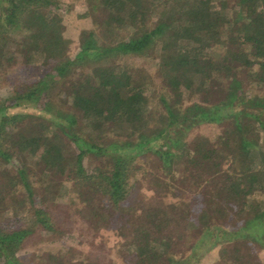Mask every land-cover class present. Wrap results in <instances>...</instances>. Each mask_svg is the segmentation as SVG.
I'll return each mask as SVG.
<instances>
[{"label": "trees", "instance_id": "1", "mask_svg": "<svg viewBox=\"0 0 264 264\" xmlns=\"http://www.w3.org/2000/svg\"><path fill=\"white\" fill-rule=\"evenodd\" d=\"M89 6L95 28L81 34L79 51L70 57L71 42L53 9L56 0H0V68L15 61V45L26 66L40 58L49 68L44 78L15 91L0 105V176L9 181L5 188L22 190L17 203L31 204L35 226L61 236V225L30 182L28 155L42 174L64 175L73 183L69 189L58 186V197L79 195L83 186L104 200L112 209L106 216L109 224L132 198L140 161L152 159L170 170V176L174 166L175 171L180 166L185 174L158 183L166 191L160 193L168 199L186 197L177 181L183 188L190 181L187 190L196 193L190 202L168 211L150 207L139 212L131 207L125 212L134 215L132 221L148 237L162 230L157 224L162 215L180 212L186 222L187 216L195 215L197 223L191 218L181 239L198 237L180 261L166 255L170 243L161 253L156 238L136 242V264H198L214 248L221 255L218 264H260L264 137L259 132L264 136V94L244 93L241 72L264 87V0H93ZM127 58L159 59L162 79L171 90L159 99L162 114H156L143 80L131 66L120 63ZM214 89L226 96L215 103H190ZM57 91L61 105L53 101ZM46 103L59 108L49 119L7 112L23 104L36 108ZM229 121L236 134H220L215 143L192 135L196 128L221 127ZM87 157L105 162L106 168L99 165L94 173L88 172ZM15 159L19 167L11 173L5 166ZM88 210L95 215L97 208ZM214 218L227 219L230 227L213 223ZM33 233L0 225V264H27L19 252Z\"/></svg>", "mask_w": 264, "mask_h": 264}, {"label": "rangeland", "instance_id": "2", "mask_svg": "<svg viewBox=\"0 0 264 264\" xmlns=\"http://www.w3.org/2000/svg\"><path fill=\"white\" fill-rule=\"evenodd\" d=\"M56 1L57 8H53L54 13L60 16L63 21L64 37L71 42L68 54L70 57H74L79 51L81 34L95 28L93 19L89 15V1L93 0ZM19 51L20 47L13 46L11 54L15 61L4 62V67L0 68V105L3 101L12 97L15 91L44 78L47 72H49V68L42 66L43 60L40 58L37 59L38 62L35 65L26 66L24 55L22 53L17 54ZM158 61V58H127V60H122L120 63L131 66L133 73L140 80H143V83H145V94L151 98L155 112L159 115L164 111V107L159 99L168 95L171 90L168 86L166 87L162 79ZM83 72L88 73V70L77 71L76 73ZM241 76V79L244 81V93L249 96L264 94V87L262 85L250 82L245 72H241ZM58 94H60V91L55 93L53 101L55 104L61 105L62 101ZM225 96V91L214 89L210 95L203 96L201 100L199 98L193 99L190 103L196 101L215 103ZM68 103H71L70 99ZM55 104L46 103L36 108L34 105L23 104L21 107L8 109L7 112L9 116L30 114L49 119L50 114H55L56 111L59 112V108ZM63 107L65 106H61V109ZM63 110L67 111L66 108ZM10 132L11 130L9 131V136L13 135ZM223 133L232 136L236 134L232 121L225 123L221 127L206 125L192 131L193 136H206L214 143L219 141V136ZM259 134L261 139H263V134L261 132ZM28 156V164L31 169V175H29L30 182L33 183L38 198L44 200L45 205L49 207L52 215H54L61 225L62 235L50 234L42 228L35 226L31 204L29 202L23 204L17 203L24 196L22 190L10 191L6 189L5 186L8 185L9 181L6 180L8 183H5L2 176H0V225L5 226L7 229L21 227L31 232L34 231L33 235L19 252V255L23 257V260L27 264H64L65 261L73 264H136L135 243L151 242L155 238L159 240L157 244H160L159 250L161 253L167 251V243L171 244L172 249L166 255L171 253L176 261L184 260L189 255L190 250L188 248L198 236L193 237L192 235L189 241L186 237L181 239V236L183 234L186 236V233H188L187 226L191 218H194L193 222L197 223L195 222V215L187 216L189 219L187 222L185 218L182 219L180 212L174 213V215H162L158 218L157 222L159 226H162V230L154 231L153 235L148 237L144 235L145 231H142L141 226L136 225V221H132L134 215L132 213L126 215L127 212H125L126 210L129 211L131 207L139 209V212H148L150 207H160L168 211L171 207L182 206L190 202L194 194H196L187 190L188 187H191L190 181L184 183V188L177 181L179 187L186 191V197H180L181 194H179L177 198L168 199L160 193L166 192L165 190L163 191L164 187L159 185L160 182L169 181L172 176L181 179V176L185 174V168H180L179 166L175 171L176 166H174L172 169L174 173L170 176L168 174L170 170L158 167L157 164L151 161L152 159L148 158L149 160L140 161L137 172L138 177L134 181L135 187L132 198L129 200V204L124 205L121 213H115L111 217L112 222L109 224L108 217L106 216H110L109 214L112 213V209L104 200L100 201L96 194L88 191L83 186L80 188L85 191L79 193V195L71 194L66 197H58V193L62 192V189L58 186L63 185L69 189L73 187V183L64 175L53 173L50 175L42 174V171H39V168L33 163L35 158L30 155ZM99 165L103 169L106 168L105 162H99L92 157H87L85 160L86 170L90 173H94L95 168ZM18 167L19 162L15 159L12 163L5 166V169L11 173H15L14 170L18 169ZM3 173L0 169V174ZM2 185H4L3 189ZM2 201L4 202L2 203ZM93 208H97V211L92 213L95 215H91L88 212V209ZM196 215L200 216L199 211ZM211 221L213 223L219 222V225L225 224L228 228L230 227V222L227 219L225 221L214 218ZM258 256L260 257V264H264V249H262L261 253L259 252ZM54 257H58L59 261L53 260L52 258ZM220 261L219 248H214L205 254L198 264H218Z\"/></svg>", "mask_w": 264, "mask_h": 264}]
</instances>
